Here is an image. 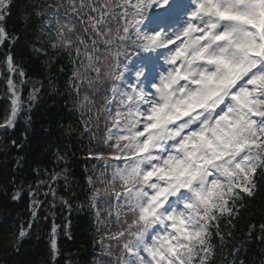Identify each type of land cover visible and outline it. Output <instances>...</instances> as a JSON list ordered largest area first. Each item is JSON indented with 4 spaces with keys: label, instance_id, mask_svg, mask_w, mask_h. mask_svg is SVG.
<instances>
[{
    "label": "snow or ice",
    "instance_id": "6c2138e0",
    "mask_svg": "<svg viewBox=\"0 0 264 264\" xmlns=\"http://www.w3.org/2000/svg\"><path fill=\"white\" fill-rule=\"evenodd\" d=\"M168 2L25 0L17 13L24 31L17 33L6 24L12 0H0V46L7 45L0 59L6 74L0 75L8 103L0 131L13 128L38 98L40 89L33 85L25 101L30 78L13 51L29 28L36 29L38 42L26 41L27 48L46 57L49 68L66 54L74 110L101 145L90 155L104 168L95 180L89 177V206L105 224L97 241L104 264H216L218 255L220 264H246L240 259L243 243L233 244L227 255L223 251L233 237L225 229L234 227L264 178V0H192L182 30L155 49H167V71L152 91L124 85L129 47L152 51L145 41L161 34L141 31L145 11ZM206 79L213 82L207 91ZM194 96L203 97L200 106L161 124L153 119L156 109L170 113ZM217 132L215 154L204 158L194 176L178 180L168 174L169 160L183 158L185 143ZM58 178L54 172L40 181L48 186L45 196L56 195L51 182ZM39 191L29 186V218L12 231L10 244L17 251L40 218ZM22 192L14 189L11 199L19 200ZM178 194L179 208L169 204ZM57 228L53 223L49 235L51 264L59 256ZM254 230L250 225L247 236L264 245V223L258 236Z\"/></svg>",
    "mask_w": 264,
    "mask_h": 264
},
{
    "label": "trees",
    "instance_id": "16d2710c",
    "mask_svg": "<svg viewBox=\"0 0 264 264\" xmlns=\"http://www.w3.org/2000/svg\"><path fill=\"white\" fill-rule=\"evenodd\" d=\"M24 2L12 0L13 14L6 21L10 32L24 31L17 14ZM39 35L36 29L29 28L27 36H22L13 49L30 78L22 92L25 101L33 85L40 91L31 108L25 107L15 126L7 132L0 131V264H51L48 235L53 223L58 226L57 264H90L95 240L92 221L85 208L89 175L85 165L91 144L83 132L79 113L74 110L68 85L72 68L66 54L55 59L49 68L46 57H37L26 46L28 40L38 42ZM6 51L7 45L0 46V59ZM0 73L6 74L2 65ZM6 88L3 75L0 80V119L8 107ZM56 153L62 158L57 159ZM54 172L59 173V178L51 182L56 195L45 196L49 189L47 184L41 186L40 181H48ZM259 184L256 197L246 198V206L233 221L234 227L225 229L231 230L233 237L227 240L223 254L227 255L233 244L240 246L243 243L240 259L246 264H261L264 260V245L247 236L250 225H255L254 232L258 236L260 225L264 223V178H259ZM29 186L33 190L40 187L38 199L43 201V206L31 234L17 251L10 244L11 234L29 218ZM16 188H22L23 192L19 200L13 201L11 195ZM215 242L219 245L218 240ZM216 264H220L219 255Z\"/></svg>",
    "mask_w": 264,
    "mask_h": 264
},
{
    "label": "clouds",
    "instance_id": "9594fccd",
    "mask_svg": "<svg viewBox=\"0 0 264 264\" xmlns=\"http://www.w3.org/2000/svg\"><path fill=\"white\" fill-rule=\"evenodd\" d=\"M158 36H152L149 40L145 41V45L153 52L156 48L163 47L165 44V36L161 31ZM206 91L213 86V82L210 79L205 81ZM203 103L202 96L190 97L183 102L177 103L174 108L170 110V113H166L164 108L156 109L153 114V119L157 124L167 122L175 118L178 115H183L192 108L200 106ZM217 134L205 133L204 136H196L185 143L180 152L183 158L179 161L169 160L168 162V174L173 175L175 179L191 178L195 175L196 171L201 166L202 161L207 156L215 154V148L218 146ZM205 137H212L207 139Z\"/></svg>",
    "mask_w": 264,
    "mask_h": 264
},
{
    "label": "rangeland",
    "instance_id": "374dc122",
    "mask_svg": "<svg viewBox=\"0 0 264 264\" xmlns=\"http://www.w3.org/2000/svg\"><path fill=\"white\" fill-rule=\"evenodd\" d=\"M151 8L152 9L149 12V16L151 17V15H152V17L148 21L145 19V21L142 22L141 25H140V29H141L142 32H144L146 34H153V33H156L158 31H161L163 34H166V36H165L166 38H174V36L180 30H182V28L184 27L186 21L180 22L178 24H176V23L175 24H171V25L167 26L165 29L157 30L156 27H158L160 25H165L166 24V19H164L163 16H161V15L158 14L160 8L157 7L155 4H153L151 6ZM153 11H155L154 14H152ZM177 14L179 15V12L178 11H177ZM163 15H167V13H164ZM139 51H140L139 52L140 56H144V57L147 58L146 65H152L153 64V61L151 59H148V56H149V54L154 53L155 51L154 52L153 51L144 52L140 48H139ZM139 58L140 57H138L137 59H139ZM165 72H163V73H165ZM129 73L130 74L127 76V79L126 80H133L136 77L134 71L130 69V72ZM144 79H147V76L144 77ZM141 81H143V79H141ZM135 85L138 88H142V85L141 84H139V85L135 84ZM151 91L152 90L146 91V92H149L150 93ZM91 137H92V133H91ZM92 139H93V137H92ZM95 142H97V141L95 140ZM89 177H92L93 180H95V176L94 175L89 174L88 175V180H89ZM88 180H87V182H88ZM90 188H91V186H90ZM85 207L88 208V203H86ZM93 213H94V216H95L94 210H93ZM101 218L102 219H106L107 218V213L106 212L102 213V217ZM94 220H95V222H96V224L98 226V229H99V238H100V229H101V231L103 233L105 231V224L98 223L96 216H95ZM106 259L107 258L105 257L104 262L106 261ZM97 262H96V264H97ZM104 262L103 263H100V264H104Z\"/></svg>",
    "mask_w": 264,
    "mask_h": 264
},
{
    "label": "bare ground",
    "instance_id": "6f19581e",
    "mask_svg": "<svg viewBox=\"0 0 264 264\" xmlns=\"http://www.w3.org/2000/svg\"><path fill=\"white\" fill-rule=\"evenodd\" d=\"M90 255H91V253H90ZM90 255H89V256H90Z\"/></svg>",
    "mask_w": 264,
    "mask_h": 264
}]
</instances>
